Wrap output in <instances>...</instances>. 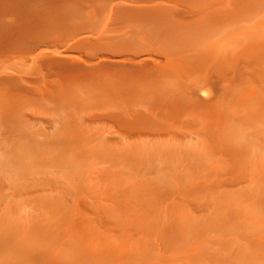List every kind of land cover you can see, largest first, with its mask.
<instances>
[{
    "label": "rangeland",
    "instance_id": "obj_1",
    "mask_svg": "<svg viewBox=\"0 0 264 264\" xmlns=\"http://www.w3.org/2000/svg\"><path fill=\"white\" fill-rule=\"evenodd\" d=\"M149 1L5 22L0 264H264V0Z\"/></svg>",
    "mask_w": 264,
    "mask_h": 264
},
{
    "label": "bare ground",
    "instance_id": "obj_2",
    "mask_svg": "<svg viewBox=\"0 0 264 264\" xmlns=\"http://www.w3.org/2000/svg\"><path fill=\"white\" fill-rule=\"evenodd\" d=\"M75 1H79V3H86L85 5L80 6V7L91 8V9L93 7H96L97 9H99V10L102 9L105 12L109 11V13H111L113 17H115L116 14L121 13L123 11L122 7H128V8H126V10H128L130 8V9H132L131 11H133V12L130 14L126 13L125 15H121V19H122L121 22L127 23L130 26H132L131 25L132 23H135V25H138V24H145L146 25V24H148V20H154L155 18L159 17L155 11L157 9H159L160 7H154V8L141 7V8H139L137 6H133V5L138 4V3L150 2L149 0L148 1H144V0H121L120 3H117L118 0H2V1H0V32H3V31L8 30L10 28L9 24L5 23L6 21L14 24L17 19L33 20V19L37 18L38 20L43 19V22H44L45 19H49L52 16H56V15L60 16L61 15L64 17V9L66 7H68L69 5L74 4ZM126 3H131L132 5L126 6L127 5ZM143 11H145V12L151 11L155 14H152L151 17H148L145 14H142ZM155 20L151 24L156 23ZM151 24H148V25H151ZM78 30H79L78 27H76V29L71 30L70 31V37H68V38L76 39V38L80 37L77 34H79V33L83 34V32L85 33V31H83V30H81L82 33ZM154 31H155V29H154ZM154 31H153V33H154ZM141 33H143V32L140 31L138 29V27H132V31L127 33L129 36L127 34H125L126 36L125 35H124V37L122 36L120 40L118 39L119 42L117 41L118 44L120 43L122 45V46L120 45L122 48L124 46L123 51L120 53L121 58L123 60H121V62L117 63L118 64L117 67H116V64L114 65V67H116V69L119 68L117 71L114 68V71H116L117 74H120L121 77L123 78V80L130 81L131 79L134 78V75L137 74V72L138 73H144V71H146V69H148L151 66L145 60H138V57H139V55H141V52L135 51L136 48L134 49V46L137 44L136 38ZM148 37H150V36H148ZM156 38H157V36H155V38H153V39H156ZM83 41L84 40H82V42ZM138 41H139V39H138ZM142 43H144L143 40H142ZM39 44L40 43L35 44V42H34L31 45L24 44V46H26L25 49L28 50L31 47H32V49H34L35 47L39 46ZM136 47H138V46L136 45ZM215 70L216 69H214L212 71L214 72ZM213 72L209 73V74L210 75L215 74V75H213L214 77L213 76L210 77L209 74L205 75L204 82L207 85L211 86L212 88H216V87H218L219 84H221V83L217 82V79H220L218 81H221L223 79V77L217 75L220 78H218V77L216 78V73H213ZM175 95L176 94H172V97L174 96L175 98H177L178 95L177 96H175ZM180 95H182V96L179 97L177 100L173 97V99L170 101L171 106H180L181 107L183 105H185V106L188 105L187 107H190V108H198V106L205 105L203 102H199V99L196 98L195 89H193V88H188L187 90L183 91ZM223 95H224V93L219 95L220 96L218 99L219 102H217V103H221V100L224 97ZM178 100H180V101H178ZM217 105H219V104H217ZM177 110H178V108H177ZM194 111H196V109Z\"/></svg>",
    "mask_w": 264,
    "mask_h": 264
}]
</instances>
